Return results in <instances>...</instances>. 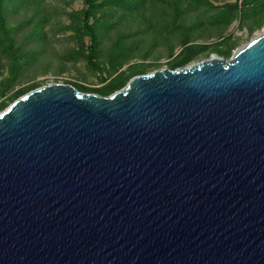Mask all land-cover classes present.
<instances>
[{
    "label": "water",
    "instance_id": "obj_1",
    "mask_svg": "<svg viewBox=\"0 0 264 264\" xmlns=\"http://www.w3.org/2000/svg\"><path fill=\"white\" fill-rule=\"evenodd\" d=\"M0 264H264V31L108 96L0 112Z\"/></svg>",
    "mask_w": 264,
    "mask_h": 264
},
{
    "label": "trees",
    "instance_id": "obj_2",
    "mask_svg": "<svg viewBox=\"0 0 264 264\" xmlns=\"http://www.w3.org/2000/svg\"><path fill=\"white\" fill-rule=\"evenodd\" d=\"M68 1L72 3L76 0ZM81 1V9L52 11L48 7L44 9L41 0H0V98L6 97L0 101V112L23 94L42 86L34 81L15 89L21 84L25 72L40 57L41 52L33 45L47 40L45 25L53 17L68 20L56 32L69 34L75 44L60 58L67 62L84 61L105 82L99 88L81 83L70 84L80 91L104 96L121 89L132 77L144 74L141 70L128 73L120 71L136 49L135 42L124 41L130 36L128 33L119 35L104 55L106 38L120 28L123 20L132 17L138 20L137 29L131 36L156 34L179 38L182 50L171 69L185 67L198 54L207 50L206 44L193 42V36L204 26L228 27L235 20L243 23L254 21L261 25L264 20V0H235L223 5H216L211 0ZM30 7L35 12L27 15ZM22 11L25 15L18 18ZM232 46L220 50V55L229 56ZM104 56L106 60L103 61Z\"/></svg>",
    "mask_w": 264,
    "mask_h": 264
},
{
    "label": "rangeland",
    "instance_id": "obj_3",
    "mask_svg": "<svg viewBox=\"0 0 264 264\" xmlns=\"http://www.w3.org/2000/svg\"><path fill=\"white\" fill-rule=\"evenodd\" d=\"M216 5H223L235 0H211ZM42 6L50 10L71 11L82 8V1L76 0L70 3L68 0H41ZM42 10V9H41ZM35 12L33 7L28 9L27 15ZM25 12L22 11L18 18L23 17ZM20 17V18H21ZM136 18L123 20V24L116 32L111 33L103 45L104 55L110 50L111 45L121 34H130L125 38V42H135L136 49L131 58L126 62L120 71L127 73L134 70H141L143 73H150L156 69L171 68L173 61L182 50L179 38H166L156 34H147L142 36H131L137 29ZM68 20L63 17H53L45 25L47 40L41 44H35L33 47L41 52L40 57L24 74L20 85L15 89L25 86L34 81L40 85L52 83H81L91 88H99L105 84L97 71L91 69L84 61L67 62L60 58V55L72 49L74 41L66 33H57L56 29ZM264 31V20L261 25L258 22L235 20L228 27L204 26L194 36V43L207 45V50L198 54L186 66L197 63L212 56L230 59L235 51L245 45L258 34ZM223 42V44H220ZM232 46L229 56L220 55L219 51H224ZM102 60H106L104 56ZM107 77V72L105 74ZM110 77L108 76V81ZM124 87V86H123ZM10 94V93H9ZM8 94V95H9ZM7 95V96H8ZM6 97H1L0 101ZM4 110V109H3Z\"/></svg>",
    "mask_w": 264,
    "mask_h": 264
}]
</instances>
